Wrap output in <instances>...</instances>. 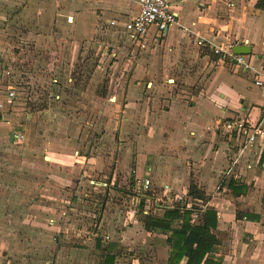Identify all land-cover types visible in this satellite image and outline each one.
I'll use <instances>...</instances> for the list:
<instances>
[{
	"label": "crops",
	"instance_id": "0c3cea01",
	"mask_svg": "<svg viewBox=\"0 0 264 264\" xmlns=\"http://www.w3.org/2000/svg\"><path fill=\"white\" fill-rule=\"evenodd\" d=\"M29 2L0 0V42L4 22ZM171 3L176 22L160 37L152 28L142 44L124 30L125 21L138 12L135 3L65 0L59 5L79 10L78 18L87 27L94 22L96 31L111 32L114 38L100 48L103 58L134 61L123 88L119 124L136 126L138 150L134 163L131 160L135 177H148L161 190L148 202L142 200L139 212L125 222L114 213L109 195L100 199L86 188L97 191L106 184L108 192L116 193L111 185L119 173L123 178L129 174L128 155L99 161L66 143L70 137L50 135L41 124L47 110L18 120L15 97L0 109V264H89L84 253L97 256L108 251L115 254L113 264H121L116 262V248L125 245L138 225L153 247L164 244V260L153 264H167L170 230L147 231L143 220L176 207L194 210L193 220L206 207L216 211L212 233L218 241L207 257L210 263L202 264H264V138L245 143L243 137H226L220 130L232 119L264 127V89L254 84L255 73L264 68V0ZM211 43L250 46V53L239 54L250 67L211 54ZM5 64L0 76L12 77ZM118 73L121 78L124 70ZM228 174L247 186L245 193L234 195L221 186ZM191 185L205 200L189 196ZM144 203L147 214L142 212ZM84 222L93 224L92 230L79 226ZM124 223L130 227L122 229ZM179 223L172 221V226ZM50 252L52 259L45 260ZM132 264L141 263L136 259Z\"/></svg>",
	"mask_w": 264,
	"mask_h": 264
},
{
	"label": "rangeland",
	"instance_id": "374dc122",
	"mask_svg": "<svg viewBox=\"0 0 264 264\" xmlns=\"http://www.w3.org/2000/svg\"><path fill=\"white\" fill-rule=\"evenodd\" d=\"M64 2L32 0L17 13L11 14L8 22H4L6 25L0 42V70L5 63H9L13 74L12 77L0 76V94L5 85L14 87L17 98L14 109L18 120H24L25 115L33 111L38 116L37 105L46 103L48 116H44L46 119L41 124L46 126L50 135L57 133L70 137L71 141L66 143L75 144V148L91 153L99 161L106 156V159L114 162L116 156L121 159L122 155H128L129 174L123 178L119 173L120 176L111 185L116 193L108 192L105 185L97 191L93 188H86V191L93 196L96 194L100 199H106L109 195L115 206L114 213L129 222V198L136 178L132 165L138 150L136 126L123 124L120 127L119 120L122 117L127 72L134 61L130 58L122 59L121 62L103 58L100 48L114 38L111 32L96 31L94 22L87 27V23L84 25L78 18L79 10L59 6ZM68 16L73 17L71 22L67 20ZM123 70L124 75L116 77ZM113 89L115 91L112 93ZM114 94H117L116 100ZM152 183V193L156 195L161 187L154 181ZM100 204L101 201L98 206ZM89 206L91 204H87ZM80 225L89 230L93 228V224L90 226L86 222ZM127 227H130L127 223L122 225V229ZM131 234L126 237L125 245L116 248V262L132 264L137 259L141 264H153L164 260V244H156L162 247L159 249L153 247L150 237L143 233L139 225ZM83 236L87 238L88 233ZM85 248L88 250L87 246ZM84 254L89 264L100 260L101 254ZM52 255L50 252L44 259L51 260Z\"/></svg>",
	"mask_w": 264,
	"mask_h": 264
},
{
	"label": "built area",
	"instance_id": "2783aa9c",
	"mask_svg": "<svg viewBox=\"0 0 264 264\" xmlns=\"http://www.w3.org/2000/svg\"><path fill=\"white\" fill-rule=\"evenodd\" d=\"M129 2L138 5V12L134 16L128 18L124 23V30L127 36L132 40H137L143 43L144 39L148 36L150 30H155L156 36L160 37L165 30L171 24L176 22V13L173 10L171 0H128ZM237 43H230L226 47L211 43V49L215 54H219V57L223 60H230L243 68H249L250 62L244 55L233 54L232 46ZM143 46V45H142ZM6 73L8 76L10 70L8 65H5ZM12 70V68H10ZM12 73V72H11ZM56 80L54 79V82ZM255 86L264 89V68L255 73L254 76ZM16 97V91L14 87L8 86L4 99L0 100V109H2L4 103H11ZM58 98V96H56ZM220 130L226 137H232L235 134L238 137H243L245 143H252L257 138H264V127L260 125L253 126L243 119H232L225 121ZM19 138H23L20 134ZM106 186V184H104ZM132 187L131 195V216H135L139 212V205L142 200L148 202L151 196L154 195L152 180L148 177L135 178ZM153 199V198H152ZM154 196V201H155ZM157 200V199H156ZM158 201V200H157ZM144 211V212H143ZM144 214H147V210H142Z\"/></svg>",
	"mask_w": 264,
	"mask_h": 264
},
{
	"label": "trees",
	"instance_id": "16d2710c",
	"mask_svg": "<svg viewBox=\"0 0 264 264\" xmlns=\"http://www.w3.org/2000/svg\"><path fill=\"white\" fill-rule=\"evenodd\" d=\"M215 54L211 50V54ZM219 56V54H216ZM37 110H47V104L37 105ZM221 186H226L234 195L245 193L247 186L234 180L228 174L223 178ZM189 196L205 200L203 192L191 185L188 190ZM194 210L190 208H165L161 217L145 216L143 220L144 229L147 231L153 229L170 230L171 247L168 251L167 264H202L210 263L208 255L213 251L217 239L212 233L215 228L217 215L211 207H206L201 212H195L196 218L193 220ZM179 220L178 226L173 227L172 221ZM112 246V245H109ZM115 254L106 252L100 255L99 264H113Z\"/></svg>",
	"mask_w": 264,
	"mask_h": 264
},
{
	"label": "water",
	"instance_id": "95a60500",
	"mask_svg": "<svg viewBox=\"0 0 264 264\" xmlns=\"http://www.w3.org/2000/svg\"><path fill=\"white\" fill-rule=\"evenodd\" d=\"M71 20V18H69ZM251 48L250 46L243 45V44H236L232 46V53L233 54H248L250 53Z\"/></svg>",
	"mask_w": 264,
	"mask_h": 264
}]
</instances>
